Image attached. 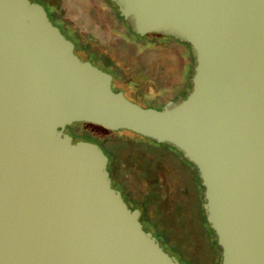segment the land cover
Listing matches in <instances>:
<instances>
[{"label":"water","instance_id":"water-1","mask_svg":"<svg viewBox=\"0 0 264 264\" xmlns=\"http://www.w3.org/2000/svg\"><path fill=\"white\" fill-rule=\"evenodd\" d=\"M139 35L189 44L161 108L113 90L33 0H0V264H182L111 183L74 121L172 145L197 169L218 264H264V0H111Z\"/></svg>","mask_w":264,"mask_h":264},{"label":"rangeland","instance_id":"rangeland-1","mask_svg":"<svg viewBox=\"0 0 264 264\" xmlns=\"http://www.w3.org/2000/svg\"><path fill=\"white\" fill-rule=\"evenodd\" d=\"M38 2L46 8L53 24L74 43V51L81 59L89 60L108 73L111 72L108 67L110 63L114 62L119 67L122 79L117 80L113 73H110L113 90H120L145 104L150 101L147 104L154 108L158 107L156 103L166 99L176 101L173 94L182 86V59L178 55L180 46L168 43L162 47L157 45L156 48L133 51L134 47L122 41L128 39L127 35L105 0ZM57 21L63 22L64 25ZM77 39L85 49L79 47L78 51L76 50L75 45H79ZM85 51L92 52L94 58H87ZM105 59L111 61L105 65ZM168 59L170 63H167ZM187 70L185 67L184 75ZM191 76L192 73L190 80ZM139 88L144 99L134 96ZM64 129L74 138L81 136L107 140L100 144L111 157L121 159L120 166L126 178L121 180L120 175L116 173L119 176L118 183L113 185L126 192L128 182L133 190L144 195L150 202L148 207L154 219L166 230L170 243L182 247L187 255L199 262L196 264H212L217 261L221 251L214 253L208 244L200 219V199L194 184L187 168L172 154L145 147L144 145H153L150 139L140 135L131 139V132L126 130H108L100 125L81 121L67 124ZM138 138L142 144L136 141ZM113 163L116 161L111 164ZM112 169L117 172L114 166ZM133 200L141 203L138 198ZM142 220V225L146 227L147 220L144 216ZM164 249L169 253V249ZM176 257L179 259L180 256ZM181 261L183 264H193Z\"/></svg>","mask_w":264,"mask_h":264},{"label":"trees","instance_id":"trees-1","mask_svg":"<svg viewBox=\"0 0 264 264\" xmlns=\"http://www.w3.org/2000/svg\"><path fill=\"white\" fill-rule=\"evenodd\" d=\"M105 1L107 2L108 6L111 8V10L116 15L117 20L121 23V25L124 29L123 32L126 33V35H127L128 39L122 40V41L124 43H127V45L134 47V49H136V50L133 49V51H138V50H141L142 48H156L157 45H160L162 47L168 43L177 44L178 46H180L181 49L179 50L178 55L182 59V68L180 71L181 75H182V78H181L182 86H181V89L178 92L174 93L173 95H174V100H176V101L185 97L188 90L191 88V80L189 79V77H190L191 73H193L192 67L194 65V58H193L189 44L185 41H180L174 37L166 36L163 34L146 33L144 35H139V34L135 33L130 28L129 23L125 19H123V17H121L119 15L118 10H117V6L115 5V3H113L111 0H105ZM57 22L59 23L60 21H57ZM60 23L62 25H64L63 22H60ZM76 41L79 42V45H77V46L75 45L77 51H78L79 47L85 49L84 45L80 43L79 39H77ZM85 52L87 54V56H86L87 58H94L92 56V54H93L92 52H87V51H85ZM110 61H111L110 59H107V60L105 59V65L108 64V62H110ZM167 63H170L169 59L167 60ZM108 67H109V70L111 71L110 73H113V75L115 76V79L120 80L123 78V75L120 74L119 67L116 66L114 62L112 64L110 63V65H108ZM185 67L188 69L186 71V75H184V68ZM134 96L140 97L141 99H144L143 92H142L141 88H139V90H137V92L134 93ZM168 99H171V98L168 97ZM166 100L161 101L160 103H156V104H158V107H156V108H161L165 104ZM147 102H150V101H147ZM147 102H146V105H148ZM148 106H150V105H148ZM119 130H126V129H119ZM126 131L131 132V134H132L131 139L135 135H140V134L134 133V132L129 131V130H126ZM141 136L142 135H140V137ZM142 138L150 139V138L145 137V136H142ZM78 139L89 140L91 138H85V137L80 136V137H78ZM91 140H93V139H91ZM150 140L152 141L153 145H147V146L144 144L143 145L145 147H148L149 149H159V150L167 151L168 153L172 154L182 166L187 168L188 173L190 175V179H191L192 183L194 184V187H195L196 192L198 194V197L200 199L199 212H200V219H201L202 227L204 229V234L206 236L208 244L213 249L214 253H216L217 251L219 252L220 247L216 243L215 234L212 231V229L209 227V224L205 220L204 210H203V207L201 205V202H203V186L200 183V178L198 177L196 167L193 165L192 162L188 161L185 157H183L182 153L179 150H177L175 147H173L172 145H170L168 143H164V142H156L153 139H150ZM136 141L138 143H141V139H139V138ZM100 142L105 143V142H107V140L100 141ZM113 158H114V161H116V163L113 164V166L116 168L117 172H118V168H119V169H121V173L124 174V170L120 166V160L121 159L119 158L117 160L116 157H113ZM137 202L138 201L133 200L134 206L138 205ZM142 213H143L142 215L147 220V224H146L145 229H153V227H155V229H157V230H156V232L154 230V232L159 237V239L161 238L162 241H164V243L166 245L165 247L167 249H169L170 252H173V253L178 251L179 249L175 245L170 243V239H169V236H168L166 230L157 227L156 221H155L153 215L148 214L146 206L144 207V211ZM182 259H184V261H186L187 263L190 262V258L188 259L187 257H182ZM219 260H220V256L218 255L217 261L212 263V264H218Z\"/></svg>","mask_w":264,"mask_h":264},{"label":"flooded vegetation","instance_id":"flooded-vegetation-1","mask_svg":"<svg viewBox=\"0 0 264 264\" xmlns=\"http://www.w3.org/2000/svg\"><path fill=\"white\" fill-rule=\"evenodd\" d=\"M34 1H36V0H34ZM36 2H38V1H36ZM45 8V7H44ZM45 10H46V8H45ZM46 12H47V10H46ZM47 15H48V12H47ZM64 131L65 132H67L65 129H64ZM67 133H69L71 136H72V140L74 141V140H76V139H78V138H74V136L70 133V132H67ZM89 140H91V139H89ZM91 141H94V142H96V143H98L99 145H100V147L103 149V147H102V145L100 144V141H103L102 139H93V140H91ZM104 150V149H103ZM104 152L106 153V151L104 150ZM107 154V153H106ZM107 156H108V164H107V168H108V170H109V174H110V178H111V183H112V185H113V183H115V185H117L116 183H118L117 181V179L119 178V176H117V174H119L120 175V178H121V180H126V178H125V175L124 174H122L121 173V169H119L118 168V172H115L113 169H112V167H113V164H111L112 162H114V158L113 157H111L109 154H107ZM117 171V170H116ZM117 173V174H116ZM127 182V181H126ZM114 186V185H113ZM115 187V186H114ZM115 188H117L118 190H120V192H121V195H122V197H123V199L125 200V202L127 203V205L130 207V208H135V207H137L139 210H140V216H139V218H140V221L143 223V220H142V218H143V211H144V207L146 206L147 207V211H148V214L149 215H152V211H151V209L148 207V205H149V200L147 199V198H145V196L144 195H141V194H139V193H137L135 190H133L132 189V186L127 182V188H126V192L125 191H123L122 189H120L118 186L117 187H115ZM135 198H138L139 200H140V202L141 203H139L137 206H134V204H133V199H135ZM153 217H154V215H153ZM156 221V220H155ZM156 225L159 227V228H161V229H164L163 228V226H161V224H159V222L158 221H156ZM143 227L145 228V226L143 225ZM147 230H150L151 232H152V234L158 239V241L162 244V246L164 247V248H166L165 246V243H164V241H162V239L160 238L159 239V237L156 235V233L154 232V230L156 231L157 229H155V227H153V229H147ZM171 244H173V243H171ZM173 245H175L179 250L178 251H176V252H170L169 251V253L170 254H172V255H174L175 257L176 256H180L179 257V259L177 258V260H180V262L182 263V261L181 260H184V259H182V257H187L188 259L190 258V262H192L193 264H196V263H199V262H197L193 257H191V256H189V255H187L185 252L186 251H184L183 250V248L182 247H179L178 245H176V244H173ZM179 253H181L180 255H179ZM190 262H188V263H190ZM183 264V263H182Z\"/></svg>","mask_w":264,"mask_h":264}]
</instances>
